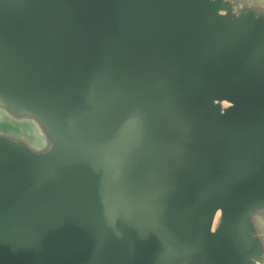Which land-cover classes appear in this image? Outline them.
<instances>
[{
    "label": "water",
    "instance_id": "95a60500",
    "mask_svg": "<svg viewBox=\"0 0 264 264\" xmlns=\"http://www.w3.org/2000/svg\"><path fill=\"white\" fill-rule=\"evenodd\" d=\"M0 264H264V0H0Z\"/></svg>",
    "mask_w": 264,
    "mask_h": 264
}]
</instances>
